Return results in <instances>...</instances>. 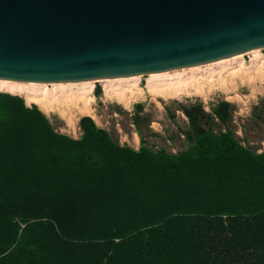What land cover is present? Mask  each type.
<instances>
[{
  "label": "trees",
  "instance_id": "16d2710c",
  "mask_svg": "<svg viewBox=\"0 0 264 264\" xmlns=\"http://www.w3.org/2000/svg\"><path fill=\"white\" fill-rule=\"evenodd\" d=\"M179 109L186 147L136 152L90 117L63 137L0 92V264H264V151L229 129V102Z\"/></svg>",
  "mask_w": 264,
  "mask_h": 264
},
{
  "label": "water",
  "instance_id": "95a60500",
  "mask_svg": "<svg viewBox=\"0 0 264 264\" xmlns=\"http://www.w3.org/2000/svg\"><path fill=\"white\" fill-rule=\"evenodd\" d=\"M252 50L264 0H0L2 80L142 78Z\"/></svg>",
  "mask_w": 264,
  "mask_h": 264
},
{
  "label": "rangeland",
  "instance_id": "374dc122",
  "mask_svg": "<svg viewBox=\"0 0 264 264\" xmlns=\"http://www.w3.org/2000/svg\"><path fill=\"white\" fill-rule=\"evenodd\" d=\"M259 51L255 64L249 54L243 55L248 68L191 82L188 88L161 89L157 83L150 89L147 78L143 76L137 82L136 90L126 95L109 94L105 92V82H100L92 84L95 89L88 97L71 100L64 97L57 102L50 100L42 107L30 103L24 94L18 97H23L27 107L35 106L53 131L63 137L81 140L80 120L85 116L90 117L96 127L108 132L119 146L137 152L144 142L153 152L165 149L171 153L186 147L181 131L188 129V120L179 109L180 105L200 102L204 110L210 112V104L222 100L232 106L229 129L242 143L260 153L264 151V50ZM46 86L52 88L56 85ZM96 88H99L98 95ZM139 104L142 110L138 115L147 118L148 122L138 126L133 119L135 106ZM66 168L69 171L68 166Z\"/></svg>",
  "mask_w": 264,
  "mask_h": 264
},
{
  "label": "bare ground",
  "instance_id": "6f19581e",
  "mask_svg": "<svg viewBox=\"0 0 264 264\" xmlns=\"http://www.w3.org/2000/svg\"><path fill=\"white\" fill-rule=\"evenodd\" d=\"M259 53H261L259 50H252L231 58L222 59L196 67L165 73H152L146 76L149 82L148 87L151 89L155 84L159 83L161 89L188 88L189 83L191 82H197L198 80H203L205 78L223 75L224 73L234 69L248 68V66L244 63L243 55L249 54L250 60L254 63L257 61L256 56ZM139 80V76H132L126 78L99 79L98 81L88 82L45 84L32 82L24 83L0 79V89L8 93H22L27 97L30 103L42 107V105L46 104V102H49L50 100L57 102L61 101L64 97L70 100L77 97H88L93 92L94 87L92 84H94V82H105V92H109V94L115 93L118 95H126L136 90L134 88L137 87V82ZM46 85L56 86L50 88ZM135 139L137 140V136Z\"/></svg>",
  "mask_w": 264,
  "mask_h": 264
},
{
  "label": "built area",
  "instance_id": "2783aa9c",
  "mask_svg": "<svg viewBox=\"0 0 264 264\" xmlns=\"http://www.w3.org/2000/svg\"><path fill=\"white\" fill-rule=\"evenodd\" d=\"M245 55H247V54H245Z\"/></svg>",
  "mask_w": 264,
  "mask_h": 264
}]
</instances>
